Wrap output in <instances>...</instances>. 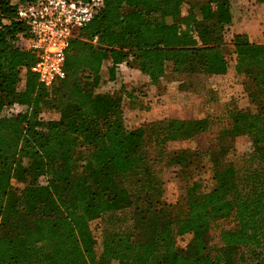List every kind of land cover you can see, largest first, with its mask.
<instances>
[{
	"label": "trees",
	"instance_id": "1",
	"mask_svg": "<svg viewBox=\"0 0 264 264\" xmlns=\"http://www.w3.org/2000/svg\"><path fill=\"white\" fill-rule=\"evenodd\" d=\"M27 1L0 0V264H264V43L241 33L230 41L254 111L230 102L203 118L127 128L122 87L97 91L104 65L113 82L121 64L150 83L168 70L226 73L224 45L199 42L196 24L230 26L231 0H201L185 14L188 0H103L49 87L30 71L28 26L16 18ZM47 108L58 118L43 119ZM241 135L252 143L237 156L231 140ZM198 138L199 148H167ZM171 166L183 190L166 204L162 169Z\"/></svg>",
	"mask_w": 264,
	"mask_h": 264
},
{
	"label": "rangeland",
	"instance_id": "2",
	"mask_svg": "<svg viewBox=\"0 0 264 264\" xmlns=\"http://www.w3.org/2000/svg\"><path fill=\"white\" fill-rule=\"evenodd\" d=\"M15 2V0H13ZM201 0H188L182 6L181 12L185 14L189 4L198 5ZM231 12L238 16L245 9H251L248 0H231ZM77 29L74 28V33ZM196 34L199 42L204 44L219 43L224 45L227 70L222 76H208L198 71L172 72L168 70L162 78L155 83H150L147 77L140 73L134 65L121 64L114 82L109 80L107 65L100 71L101 81L98 92H111L122 87V109L124 122L127 128H134L141 124L158 121L163 118L198 119L205 114L220 110L226 103H234L239 109L254 111L256 103H249L244 78L234 70V54L231 48L232 30L230 26L216 27L208 23L196 24ZM263 114H264V105ZM43 119H56L58 113L52 109H45L41 113ZM203 138L172 142L167 145L169 150L194 149L203 145ZM249 136H238L231 140L232 147L237 156L248 153L251 148ZM195 166V165H194ZM192 166V168L194 167ZM198 173L205 183H210L211 171L206 160H200L197 165ZM177 166L162 169L164 180L162 201L174 204L182 193L183 182L178 174ZM210 185V184H209ZM228 227H231L228 224ZM100 226L90 224V230L96 240L97 252L100 250ZM190 236L178 238L177 245L185 246ZM211 246L218 245L215 234H210Z\"/></svg>",
	"mask_w": 264,
	"mask_h": 264
},
{
	"label": "built area",
	"instance_id": "3",
	"mask_svg": "<svg viewBox=\"0 0 264 264\" xmlns=\"http://www.w3.org/2000/svg\"><path fill=\"white\" fill-rule=\"evenodd\" d=\"M102 6L103 0H32L18 5L16 18L28 26L25 45L35 56L30 71L40 84L49 87L64 77L65 51L74 28L87 25ZM18 111L19 107L4 109Z\"/></svg>",
	"mask_w": 264,
	"mask_h": 264
},
{
	"label": "crops",
	"instance_id": "4",
	"mask_svg": "<svg viewBox=\"0 0 264 264\" xmlns=\"http://www.w3.org/2000/svg\"><path fill=\"white\" fill-rule=\"evenodd\" d=\"M250 4L251 9H245L238 16L232 14L230 28L232 33L245 34L251 42L264 43V5Z\"/></svg>",
	"mask_w": 264,
	"mask_h": 264
}]
</instances>
